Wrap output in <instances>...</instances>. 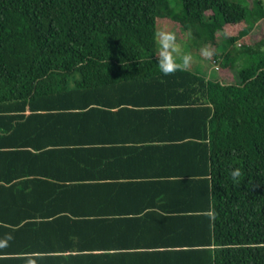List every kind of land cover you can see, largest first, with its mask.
<instances>
[{
	"label": "trees",
	"instance_id": "obj_1",
	"mask_svg": "<svg viewBox=\"0 0 264 264\" xmlns=\"http://www.w3.org/2000/svg\"><path fill=\"white\" fill-rule=\"evenodd\" d=\"M261 3L251 8L243 0H0V200L18 202L13 211L25 207L15 226L27 228L32 210L42 206L67 209L77 203L85 207L81 211L104 217L98 222L122 223L101 203L87 209L103 188L68 186L63 183L75 179L32 168L45 156L52 162L88 161L97 142L107 141L101 133L112 132L114 113L108 111H119L101 109L116 106L108 97L138 105L141 93L154 94L158 105L148 98L146 105L164 113L180 109L203 127L194 153L208 169L206 176L184 177L173 187L141 188L192 198L169 211L175 213L159 214L157 224L182 239L195 238L193 247L181 243L145 256L158 254L161 264H264V37L252 38L264 20ZM170 25L208 48L219 78L189 69L161 72L154 37ZM218 32L227 35L225 51L218 49ZM235 169L239 175L233 177ZM89 221L73 219L71 226L87 234L98 223ZM132 221L141 227V219ZM132 253L127 255L141 264V252ZM77 255H67L65 264L123 254Z\"/></svg>",
	"mask_w": 264,
	"mask_h": 264
},
{
	"label": "crops",
	"instance_id": "obj_2",
	"mask_svg": "<svg viewBox=\"0 0 264 264\" xmlns=\"http://www.w3.org/2000/svg\"><path fill=\"white\" fill-rule=\"evenodd\" d=\"M202 74L211 78L205 70ZM153 95L141 93V104L138 105L131 104L129 98L121 99L116 95L108 97V101L116 106L101 109L119 111H108L114 113L113 117H109L112 132L101 133L104 136L100 139L107 141L97 142L99 148L89 153L88 161L86 158L82 162L72 158L73 162L70 163L52 162L45 156L40 166L34 165L32 168L48 173L51 177L56 175L65 180L75 179L63 183L68 186L85 182L86 185L103 188L104 193L96 195L91 205L86 206L89 207L87 209L94 210L101 203L107 210L110 209L112 218L123 222H98L97 219L104 217L88 214L91 210L81 211L85 207L80 203L67 209H63L62 205L58 208L60 204H49L37 211L32 210V214H35V218L30 221L32 223L27 228L19 229L15 224L27 214L25 207L13 211L11 205L17 208L18 202L12 204V201L3 198L0 201L8 205H0V264H29L28 260L37 264H65L67 255L92 256L102 251L123 255L118 259L96 258L88 264H138L135 258L127 255L134 254L132 252H141V264H158L159 261L161 264L158 254L155 257L152 255V258L145 256L144 252L151 255L155 250L171 251L180 248L181 243L185 245L183 248L193 247L195 238L186 234L187 237L182 239L157 224L161 219L159 214L175 213L169 211H177L181 204L186 205L192 198H181L170 192H164L163 195L146 194L141 188L173 187L184 177L192 181L206 176L208 164L198 153H194L203 140L204 129L190 119V114L186 115L180 109L172 111L171 108L164 113V108H154L153 105L158 104L153 100ZM147 98L153 102L152 107L145 104ZM123 104L130 105L133 110L125 109ZM117 112L120 113L115 115ZM163 115L173 120L164 123ZM58 155H61L60 159L65 156ZM77 177L83 180L77 181ZM53 182L59 181L53 179ZM128 187H135V191H130ZM72 202L67 204H74ZM21 203L24 204V201L21 200ZM82 212L84 214H80ZM134 218L141 219V227L132 221ZM73 219L91 220L88 224L98 223L85 234L86 228L82 233L72 228ZM81 234V241L75 242Z\"/></svg>",
	"mask_w": 264,
	"mask_h": 264
},
{
	"label": "rangeland",
	"instance_id": "obj_3",
	"mask_svg": "<svg viewBox=\"0 0 264 264\" xmlns=\"http://www.w3.org/2000/svg\"><path fill=\"white\" fill-rule=\"evenodd\" d=\"M174 2L176 0H173ZM248 6L251 8H254V4L257 3L258 1H261V7L264 10V0H243ZM164 30L168 32H173L176 36L177 40V45L180 50L181 55H189L191 57L189 61V65L186 69L192 70L196 73H202L204 70L206 73L210 74L211 78H219L220 73L218 72V66L213 63L212 59L209 57V51L208 48L205 45H195L194 41L192 39H189V35H186L184 32H178L175 26H164V28L160 29L159 31ZM253 36L252 38L254 40H258L262 37H264V20L260 21L256 27L253 30ZM218 38H221V41L219 42L220 45L218 49L223 50L225 46L224 42V37L225 34L223 35L222 32L217 33ZM186 37V39H185ZM218 43V44H219ZM242 42L240 41L239 44ZM160 45L158 44L157 46V52L159 51ZM202 49L207 50V55L202 51ZM225 51V50H223ZM179 59V57L177 58ZM208 75V74H207Z\"/></svg>",
	"mask_w": 264,
	"mask_h": 264
},
{
	"label": "clouds",
	"instance_id": "obj_4",
	"mask_svg": "<svg viewBox=\"0 0 264 264\" xmlns=\"http://www.w3.org/2000/svg\"><path fill=\"white\" fill-rule=\"evenodd\" d=\"M154 39L160 45L157 55L158 66L161 72L165 75L175 72L177 70H184L188 67L191 57L189 55H181L177 45L176 36L173 32L158 31ZM207 55V50L202 49ZM179 57V59H177ZM233 177L239 175V169L231 172ZM31 264V261H29Z\"/></svg>",
	"mask_w": 264,
	"mask_h": 264
}]
</instances>
